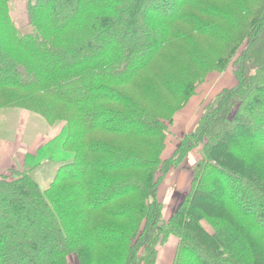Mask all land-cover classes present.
<instances>
[{
    "label": "trees",
    "instance_id": "obj_1",
    "mask_svg": "<svg viewBox=\"0 0 264 264\" xmlns=\"http://www.w3.org/2000/svg\"><path fill=\"white\" fill-rule=\"evenodd\" d=\"M14 10L0 0L2 122L62 128L0 175V264H159L169 244L172 264H264V0H27L22 27ZM213 73L230 87L164 157ZM197 149L165 220L160 185Z\"/></svg>",
    "mask_w": 264,
    "mask_h": 264
},
{
    "label": "rangeland",
    "instance_id": "obj_2",
    "mask_svg": "<svg viewBox=\"0 0 264 264\" xmlns=\"http://www.w3.org/2000/svg\"><path fill=\"white\" fill-rule=\"evenodd\" d=\"M15 10L12 14L13 19L19 26L28 24L27 0H13ZM229 77L227 75L213 73L209 75L200 85L197 94L183 108L175 111L173 123L170 126L168 138L166 141V150L164 157L172 158L184 136L191 134L197 127L202 111L205 105L214 99L220 92L230 87ZM9 125L4 126L0 114V175H7L10 168H17L23 164L25 154L30 151L36 152L41 146H44L49 140L56 137L62 125L52 131L40 125L37 119H33L29 113L8 112ZM5 137H8V139ZM30 138V141L28 142ZM201 160L199 150L193 151L186 163L179 168H174L165 177L164 182L160 185L158 200L163 204V216L168 220L180 206L184 196L188 193L189 184L192 180V168ZM54 175V173H53ZM49 173V180L52 178ZM37 179L46 186L45 179ZM242 187V186H241ZM243 188V187H242ZM242 190H245L244 188ZM247 190V189H246ZM250 190V189H248ZM256 197L259 196L256 191ZM204 226L209 230L212 229L205 223ZM173 244V242L171 243ZM171 245H166L161 249L159 264H168L172 255ZM165 253V254H164ZM168 256V260H167ZM167 261V262H166ZM70 264H77L75 259L70 260Z\"/></svg>",
    "mask_w": 264,
    "mask_h": 264
},
{
    "label": "crops",
    "instance_id": "obj_3",
    "mask_svg": "<svg viewBox=\"0 0 264 264\" xmlns=\"http://www.w3.org/2000/svg\"><path fill=\"white\" fill-rule=\"evenodd\" d=\"M30 152V151H29ZM23 165V164H22ZM172 255L171 254H167V255H170L171 257L169 258V260H168V256H167V260H168V264H172V260H173V257H174V250H172ZM165 254V253H164ZM161 261H159V263H160ZM167 262V261H166Z\"/></svg>",
    "mask_w": 264,
    "mask_h": 264
}]
</instances>
